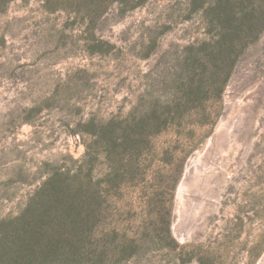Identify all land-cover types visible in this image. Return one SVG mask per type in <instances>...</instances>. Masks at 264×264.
Masks as SVG:
<instances>
[{
	"label": "rangeland",
	"instance_id": "374dc122",
	"mask_svg": "<svg viewBox=\"0 0 264 264\" xmlns=\"http://www.w3.org/2000/svg\"><path fill=\"white\" fill-rule=\"evenodd\" d=\"M154 104L179 117L139 142ZM29 220L40 248L12 252ZM0 243V264H264V0L0 4Z\"/></svg>",
	"mask_w": 264,
	"mask_h": 264
},
{
	"label": "trees",
	"instance_id": "16d2710c",
	"mask_svg": "<svg viewBox=\"0 0 264 264\" xmlns=\"http://www.w3.org/2000/svg\"><path fill=\"white\" fill-rule=\"evenodd\" d=\"M8 1L9 0H0V4H5ZM227 30H230V28ZM155 107H157L156 104H154L153 106L152 105L147 106L138 115V120L136 122V128H137V131L139 130L140 135H142L141 138H139V142H142L143 138L145 137V135L143 136V133L154 134V133L160 132L162 130L163 126H166L169 122H171V121L175 120L177 117H179V116L171 115L167 112L166 113H160L158 110L154 109ZM110 133L112 134V131H110ZM120 139H121V137H119V143H117L116 141L118 140V137H114L113 135H111V138L109 139L111 142L109 150H111L112 152H116L118 150L126 148L128 136L125 134L123 139H121V140ZM106 180L109 184H118L120 182V180L116 176L108 178ZM100 183H101V181H94L93 179H89V184L92 188L91 192H90V196H89V199H90L89 200V207H90V209L85 210V211H86V217L91 219V220H95L97 218V216H100L102 214V210L99 207H97L99 204L98 200H99V197H100L101 192H102V189H100L98 186V184H100ZM47 185H51V187L47 189V192H45L43 199H45L50 205H54L59 200V194H57V193L55 194L54 192H52V189H54V188H52V182H50V180H49V182H47ZM64 194H66V193H64ZM82 202L83 201L80 200L79 196L74 194L72 197L71 206L78 208ZM65 204L69 205V203H67V201ZM69 207L70 206H67L66 208H69ZM82 217H83L82 211H80V210L77 211L76 212V218H78V220L76 222V225L70 226V227L73 226L72 230L75 232V235L78 239L77 242H73L71 245V247L74 248V250H80L79 245H80L81 236L83 234L87 233V230L89 232V235L90 234L93 235L95 232L94 224L93 225L91 224L88 227H83L81 225ZM18 219L11 221V223H15L16 221H18ZM29 221H30L29 224H27L26 226H24V224H25L24 222L21 224V227L19 228L17 240L12 244V247H11L12 252L21 253V252H25V251H34V250H37L40 248L41 242L38 238H33L30 240L29 235H32L34 230L30 229L31 220H29ZM40 228H41V231L43 233H49V235H51V238H50L51 243L49 245L45 244L46 245L45 247L46 248L48 247L47 249H51V247H54V249L57 248V246L59 244V242L57 241V235L59 233V229H58L56 223L53 222V223H51V225H49L47 227H43V225H41ZM112 235L119 238V240L123 243L124 248L128 245V243L132 242L125 236V234H121L120 232H118L115 229H113L109 232L108 237H110ZM3 247H4V245H2V243H0V249H2ZM99 248L100 247L97 244L96 250ZM96 250L94 252H96ZM2 259H4V258H2ZM197 262H198V264H204V258L201 256H197Z\"/></svg>",
	"mask_w": 264,
	"mask_h": 264
}]
</instances>
